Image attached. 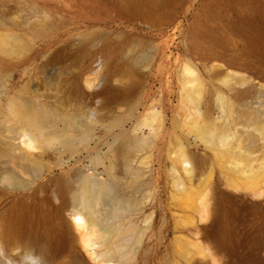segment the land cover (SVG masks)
I'll use <instances>...</instances> for the list:
<instances>
[{"label": "rangeland", "instance_id": "1", "mask_svg": "<svg viewBox=\"0 0 264 264\" xmlns=\"http://www.w3.org/2000/svg\"><path fill=\"white\" fill-rule=\"evenodd\" d=\"M21 99L82 105L105 125L95 124L89 144L75 128L74 150L57 143L33 161L7 130L6 106ZM119 134L135 148L115 163ZM4 172L0 233L18 203L22 223L0 264H124L109 236L73 228L72 192L87 175L117 184L131 203L123 243L144 234L131 264H264V0H0ZM62 180L73 191L56 195Z\"/></svg>", "mask_w": 264, "mask_h": 264}, {"label": "bare ground", "instance_id": "2", "mask_svg": "<svg viewBox=\"0 0 264 264\" xmlns=\"http://www.w3.org/2000/svg\"><path fill=\"white\" fill-rule=\"evenodd\" d=\"M92 93L94 94L95 92L93 91ZM191 99L190 97V100ZM6 107L10 113L7 130L18 134L17 137L20 139L19 145L22 146L24 154L29 157L28 159L33 161H38V157H40L39 154L45 153L48 148H51L57 143L65 146V149L74 150L75 145L72 137L74 136L75 128L81 131L80 140L83 143L89 144L94 138L93 131L96 126L95 124H101L100 122L104 120L101 117L94 116L95 110H87L82 105H72V107L56 105L53 108L47 109L45 106L33 107L28 101L21 99L19 105L9 102ZM84 117H88L89 119L85 121V123H83ZM113 123L114 122H108L105 127L111 129ZM200 138L206 141H215L219 144H225L227 142L225 136L216 137L213 132L211 133L208 130L200 131ZM138 142L137 140V143ZM134 144L135 142L132 139L125 137L124 134H119L114 144H111L109 148L114 162H126L133 148H135ZM35 151L39 154H35ZM222 151L225 152L226 149H222ZM179 159L185 164L183 166L185 173L190 175L193 170V164L188 154L181 151ZM89 177L90 175L82 176L76 189L74 191L72 190L73 192L70 190V184L62 180V183L57 188L56 195L72 192L74 196L72 200L76 203L69 213L73 228L83 235L84 229H86L87 226L96 227L97 230L101 232L100 234H102V237L108 238L109 236L111 238V249H113L116 254L119 253L121 256H124V264H131L134 253L140 245L141 237L144 235L141 232L135 238H128L127 236V244L125 245L123 243V237L126 234L120 231V227L126 215L132 209L131 203L124 199V195L122 196V191L120 192L117 184L92 183ZM8 179H11L10 175H6L5 172L0 173V182ZM180 185L183 187L182 182ZM179 190V193L183 192V194H185L186 199H190V193L184 187L182 189L179 187ZM108 199L110 201L109 203L107 202ZM60 204V206H66L64 200H62ZM208 204L209 203H204L203 207L205 208L206 205L208 207ZM102 206L108 207L102 209ZM20 207L21 205L19 206V203L16 204L14 208L10 210V213L4 216L0 233V249L3 248V245L7 242L6 240L10 239L11 229H14L15 225L18 226L22 223L19 212ZM203 218L204 220L199 227L201 230L206 231L212 226V220L208 217L205 219V216ZM83 242V247L87 250L93 245V243L88 240H84ZM95 252V250H92L90 254L93 255ZM32 259L43 263L49 258L46 254H36L32 256Z\"/></svg>", "mask_w": 264, "mask_h": 264}]
</instances>
